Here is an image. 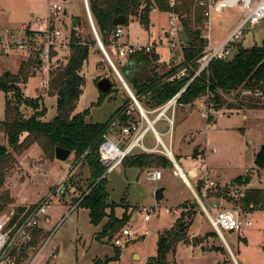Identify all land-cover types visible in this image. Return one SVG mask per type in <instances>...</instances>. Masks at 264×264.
<instances>
[{"label":"rangeland","instance_id":"rangeland-1","mask_svg":"<svg viewBox=\"0 0 264 264\" xmlns=\"http://www.w3.org/2000/svg\"><path fill=\"white\" fill-rule=\"evenodd\" d=\"M196 1L192 0L191 15L194 14ZM43 4H45V0H0V32H4L6 29H18L30 18L31 14L39 13L43 16L41 12ZM64 8L66 10V25H70L71 18H78L79 37L89 46L88 58L79 72V75L84 78V86L75 110L87 111L88 116L85 120L89 123H105L124 102L129 103L127 92L98 49L96 42L93 44L94 38L86 20L82 0H66ZM238 14L236 9H229L221 16H213L210 31L212 38L218 39L226 33L238 18ZM149 15L150 24L156 26L154 31L160 32L161 29H166L167 17L160 13L155 4H152ZM135 20H129V26L125 29L127 39H125L126 37L123 39L127 40L129 44L145 42L147 30L141 29ZM261 45H264V21L247 31L238 47L248 49ZM237 50L238 48L234 49L233 56ZM108 52L110 54L109 50ZM158 52L165 59L166 50L159 48ZM174 59L179 63L181 56L177 54ZM113 60L117 62L112 61L115 67V64L119 66L118 63L123 61L116 57ZM22 63L21 54L0 52V78L5 73L16 79L19 78ZM154 66L156 72L161 75L174 67L175 64L170 62L169 66L165 64L151 65V67ZM116 69L120 72L117 67ZM31 72L32 70L29 68L26 84L17 83V87L22 99H28L34 103L38 99L35 113H41L45 108L46 113L44 117L40 118V121L50 122L56 116V100L54 97H50V88L47 90L38 88V78L30 77ZM97 78L99 80L107 78L112 85L99 103L100 93L94 82ZM132 92L134 93L133 90ZM222 97L224 104L209 123L200 117L198 103L193 107L189 106L187 108L188 120L179 126L174 137L175 145L177 146L179 143L181 148L179 153L181 158L179 161L178 158L176 160L185 174L190 166L198 163V157L193 156L194 152L191 155L192 158L188 157V153L192 151L193 143L190 135L195 136V142L206 144V165L211 173L208 181H212L214 186L207 191L205 197L201 196L197 184L198 187L195 189L199 200L194 198L185 183L172 174L174 167L164 150L162 156L168 161L165 167L153 164L149 168V172L154 170L161 172L159 181L155 182L149 179L148 174L145 171L140 173L138 168L129 167L124 170L120 167L115 169L105 175V191L108 202L119 204L124 199L125 202L133 206L129 208L125 202H121L116 210L118 216L115 217L117 219H121L125 213L126 223L112 239L110 245L105 239H95L100 226L95 227L89 224L87 210L76 207L68 214L74 201L89 191L87 185L91 178L87 162L83 157L77 158L72 154L65 162L56 161L54 156L51 158L49 153H43L38 144L34 143L23 150H9L12 162L5 167L4 181L0 188V194H3L0 199V214L20 207L22 200H25V205L31 202L37 204L46 195L60 189L59 198L55 199L47 210L50 224L43 225L44 230L40 240L45 239L47 232L51 231L52 226L63 215H68L55 230L47 248L40 257V261L45 259L48 250L53 249L56 250V254L47 264H153L159 236L169 231L177 218L182 214L191 213L188 211L192 209L196 215L187 231L186 240L176 245L174 253L169 252L166 255V264H264V212L255 209L243 210L239 207V218H249L252 226L239 233L224 232L221 238L211 228L201 209V204H203L211 216L215 213V206L221 210L230 211L239 205L237 193L249 188L264 189V167L256 169L253 166L254 156L260 146L264 144V103L260 109H250L245 100L255 97L243 95V91L240 90H236L229 96L222 95ZM6 98L13 104L12 91L7 92ZM144 100L141 98V103H138L143 110L149 113L148 117L152 118V109L144 106ZM238 100H244V104L239 106ZM4 102L5 94L0 90V122L4 119ZM19 111L23 119H28L34 114L31 108L23 104L19 106ZM134 114L138 116L136 108ZM208 125L210 129L206 128ZM148 139H153L152 133L148 134L146 142ZM162 139L166 141V137ZM0 146L7 147L6 139L1 133ZM175 148L174 146L173 150L176 153ZM196 154L205 159L203 152ZM154 155L158 157L159 154ZM139 156V154L133 153L125 162L129 164L132 158ZM66 173H68L66 183L58 185L61 177ZM246 179L250 181L249 184L245 182ZM188 181L192 187L195 186L194 179L188 178ZM159 188L165 189V198L161 202H156L154 192ZM183 202L184 204H182ZM180 204L182 205L179 208L180 215L178 217L165 213L166 209L178 208ZM141 206L154 210L146 222L142 218L143 214L139 211ZM115 208L117 207L114 206L113 209ZM124 229L129 230L131 236L121 239L123 240L122 247H116L120 254L115 261L107 263V260L115 256L113 240L120 237V233ZM143 235L145 238L141 241L140 238ZM134 255L139 257L134 259Z\"/></svg>","mask_w":264,"mask_h":264},{"label":"trees","instance_id":"trees-1","mask_svg":"<svg viewBox=\"0 0 264 264\" xmlns=\"http://www.w3.org/2000/svg\"><path fill=\"white\" fill-rule=\"evenodd\" d=\"M176 1L179 5L173 11L185 16V20L182 22V29L189 38L188 45L183 49V62L160 75L156 72L155 66L151 67L157 59L155 55L139 54L130 57L136 64L135 71L137 73L133 75L134 79L125 77V80L131 90L134 91V97L139 103H141V98L145 99L143 103L148 109L161 106L178 93L188 83L190 77L197 69L195 61L202 46L201 31L199 29L201 11L196 9L194 14L191 15L190 6L192 0ZM140 2L141 5L139 4ZM152 4H155L160 12L170 10L166 0H88L90 14L103 46H108L109 36L115 29L112 26V20L118 16L133 17L141 28L147 30ZM71 24L77 26L79 24L78 18H71ZM93 44H95V41H93ZM88 47L87 43L83 45L79 38L73 34L71 35L68 62L64 67H59L54 72L50 81V97H54L56 100V116L50 122L40 121V118L44 117L46 113L45 108H43L41 113H35L39 102L38 99H36L35 103L28 99H22L20 90L17 87V83L26 84V80L29 77L28 69L32 65L31 62L21 64L19 78L16 79L9 74L7 76L4 74L0 78V90L5 94L4 119L0 122V133L6 139L8 147L7 149L5 146H0V188L4 181L5 167L12 162L9 150H23L36 143L42 152L49 153L51 158L54 156L56 147L69 150L77 158L83 157L90 170L91 181L88 180L89 183L87 185V190L89 191L82 194L80 199H76L72 205L78 203V207L88 211L90 225L96 227L103 220H106L95 239H105L110 244L115 235L125 225L126 215L123 213L122 218L117 219L113 209L115 205L108 202V196L105 191V176L102 177L104 168L97 160V147L101 136L106 132L107 125L117 114L124 110L127 103L122 104L102 124L88 123L85 120L88 116L87 111L74 113L84 86V78L79 75V72L88 58ZM237 48L238 50L232 59L210 63L204 72L200 73L188 84L185 91L180 95L179 102L184 105H192L197 99L204 96L208 89L214 95V108L220 110L224 104L222 95H232L236 90L252 93L258 91L263 94L262 98L249 97L245 101H247L250 109H260L261 105H263L262 103H264V45L253 46L248 49ZM186 64H190L191 67L188 71V77L179 78L171 82L166 81L178 68ZM120 74L123 77L122 70ZM98 80L99 78L95 79L94 82L96 83ZM8 91L13 92V104L6 98ZM103 96L104 94L100 93L98 103ZM131 102V99H129V103ZM237 103H240L239 106H241L244 104V100H238ZM21 104L28 106L34 111V114L28 119H23L19 111ZM122 121L126 123L127 118L123 116ZM193 156H196V151H194ZM127 159L124 160V165L138 169H143L153 164L165 167L166 162H168L163 157L147 155L134 157L129 164L125 162ZM245 182L249 184L250 181L246 179ZM2 197L3 194H0V199ZM239 206L243 210L255 209L264 212V189H245L244 196L239 201ZM178 208H181V205ZM107 210L109 211L108 213ZM17 211H21V208H17ZM188 212L191 213L182 214L176 219L174 226L169 231L159 236L153 264H166V255L169 252L174 253L178 243L185 242L187 231L196 215V212L192 209ZM114 249L115 256L107 260V263L115 261L120 254L116 247Z\"/></svg>","mask_w":264,"mask_h":264},{"label":"built area","instance_id":"built-area-1","mask_svg":"<svg viewBox=\"0 0 264 264\" xmlns=\"http://www.w3.org/2000/svg\"><path fill=\"white\" fill-rule=\"evenodd\" d=\"M166 1L170 10L164 12L167 17V24L162 40H152L146 44H129L123 40L125 26H116L109 36L108 46L104 47L91 17L88 0H82L86 20L91 29L94 41L104 58H107L113 65L109 57L110 54L122 60H128L134 55L146 54L157 57L153 64H165L169 66V63L173 62L175 64L174 67L179 66L183 62L182 53L184 47H186L180 40V31L183 30L182 22L185 20V16L173 11L179 5L176 0ZM65 2L63 0H45L44 16H30L18 29H6L4 32H0V52L19 53L22 55L23 63L31 62L30 69L32 72L30 73V77L36 76L38 78V88L40 89H49L54 72L60 66L64 67L67 64L70 53L71 35L73 34L79 38L83 45L85 44V41L79 37V26H73L71 20L69 26L65 23ZM196 9L201 11V24L199 28L201 31L200 38L202 40L200 53L195 61L197 69L194 71L192 77H190L188 83L178 93L161 106L152 109V118L148 117L149 113H145L134 95L132 94L133 98H131L124 88L132 101L133 107L124 109L117 114L107 125L106 132L101 136L97 147V160L104 168L102 177L121 167L124 160L136 149H141L144 138L148 133H152L155 136V123L164 120L168 124H172V119L167 118L169 112L174 114L175 111L184 109L185 106L193 107L198 103L200 117L209 123L219 111L214 108V95L208 89L205 95L197 99L192 105L180 103L179 97L185 91L188 84L199 76L200 73L204 72L210 63L231 59L234 49L238 47L244 34L264 21V0H197L194 4V10ZM229 9H236L239 13L238 18L226 33L218 39H213L210 33L212 17L221 16ZM129 20H135V18L130 17ZM159 48L166 50L167 56L165 59L156 53ZM177 54L181 56L179 63L174 59ZM190 69V64L181 66L166 81L171 82L179 78H186L188 77V71ZM120 83L122 84L121 81ZM243 95L253 96L255 98H262L263 96L258 91L253 93L243 91ZM135 108L138 110V116L136 118L132 117ZM123 116L127 118L126 123L122 121ZM206 128L210 129L209 125ZM111 134L115 135L116 141L110 138ZM164 151L167 152L166 150ZM197 161L198 163L196 165L189 167L186 174L182 169L174 166L173 175L182 180L185 185V180H187L186 186L188 188H190L188 178L194 179L195 188L198 187V184L201 196L205 197L207 191L214 184L212 181H208L211 173L208 171L205 159L199 156ZM67 174L61 177L58 185L66 183ZM148 178L153 181H159L161 179V172L159 170L150 171L148 172ZM192 193L194 198L199 200L198 196L194 192ZM60 194V189H56L34 206H26L24 202H21V211H17V208H19L17 207L0 214V264H47L52 260L56 254L54 250H48L43 261H40V257L63 219L78 207V203L71 205L68 214L63 215L52 226L51 231L49 233L47 232L45 239L41 241L40 237L44 230L43 225L50 224V217L47 210L51 207V203L59 198ZM243 196L244 191L237 193L238 201ZM239 207L238 205L233 210L227 211L215 206V213L211 216L203 204H201L202 212L207 217L209 225L221 238L224 232L239 233L246 231V229L252 226L249 218H239ZM139 211L143 214L142 218L145 222L149 220L150 214L154 212L153 208L146 206H141ZM165 213L172 214L176 217L180 215L179 208L166 209ZM130 236L131 232L124 229L121 231L120 237H116L113 240L114 246L122 247L123 240L121 239H127Z\"/></svg>","mask_w":264,"mask_h":264},{"label":"crops","instance_id":"crops-1","mask_svg":"<svg viewBox=\"0 0 264 264\" xmlns=\"http://www.w3.org/2000/svg\"><path fill=\"white\" fill-rule=\"evenodd\" d=\"M42 13H43V16H44V14H45V4H43V10L41 11ZM40 12V13H41ZM160 13H163V14H165L164 12H160ZM34 15H37V16H42V14H39V13H36V14H31L30 16H34ZM166 15V14H165ZM133 21V20H132ZM135 22L136 23H138L137 22V20H135ZM234 24V23H233ZM129 26V23H127V26H125V29L127 28ZM140 28H141V26H140ZM231 28V27H230ZM142 29V28H141ZM156 29V26L154 25V24H150V15H149V27H148V29H147V32H146V38H145V42L144 43H141V44H146V43H148V42H150V41H152V40H162L163 39V34H164V31H165V29H161V31L160 32H158V31H154ZM126 35V36H125ZM124 37H126L125 39H127V33H126V31L124 30ZM123 37V38H124ZM125 39H123L125 42H127V40H125ZM158 55H160V53L157 51L156 52ZM160 57H162V55H160ZM110 58H111V61H113L114 63H117V62H115V60H113V59H115V56H113V55H111L110 54ZM117 58V57H116ZM128 62H132L133 63V65H134V70H131V71H129L128 73H127V75H126V78H135L133 75L135 74V73H137L135 70V67H136V64H135V62L133 61V60H131V59H128V60H123V61H121V63H118V65L119 66H117V64H115L116 65V67L119 69V71H121L122 70V67L126 64V63H128ZM114 65V64H113ZM115 67V66H114ZM115 67V68H116ZM123 77H124V82H126V80H125V76H124V74H123ZM126 84H127V82H126ZM128 85V84H127ZM128 87H129V85H128ZM129 89H130V91H131V93L133 94V92H132V90H131V88L129 87ZM126 92V91H125ZM134 95V94H133ZM127 96H128V98L130 99V97H129V95H128V93H127ZM125 103V102H124ZM140 105V104H139ZM129 107H133V105H132V102L131 103H128V104H126L125 105V108L124 109H127V108H129ZM189 106H185V108L184 109H181V110H177V111H175L174 112V114H171L170 112L167 114V118H171L172 119V124H168L166 121H159V122H157V123H155L154 124V129H155V132H156V134H155V136L153 135V139H148L147 140V142H146V138H147V136H148V134L145 136V138H144V142H143V145H142V148L141 149H136L133 153H136V154H139V155H147V156H155L154 154H159V155H157L158 157H163L162 156V154H163V150H166V151H168V153H169V160L172 162V165H173V167L175 166V164L179 167V165H178V161H179V159L181 158V156H179L180 154V151H181V148H180V144L179 143H177V146L175 145V143H174V137H175V135H176V132H177V130H178V128H179V126H181V125H183V124H185L186 122H187V120H188V110H187V108H188ZM76 109V108H75ZM145 111V110H144ZM74 113H81V112H79V111H77V110H75L74 111ZM145 113H146V111H145ZM132 117H137L135 114H134V112H133V114H132ZM89 123V122H88ZM98 124H100V123H98ZM102 124V123H101ZM163 137H166V141H164L162 138ZM110 138L113 140V141H116L117 139H116V137H115V135L113 134H111V136H110ZM179 139V138H178ZM190 139H191V141L193 142L192 143V151H190L189 153H188V157L190 158L191 157V155H192V153L194 152V151H196V153L197 152H203V156L205 157V162H206V144H204V145H202L200 142H195V136L192 134V135H190ZM183 140V139H182ZM182 141L180 140V143H181ZM189 145V144H188ZM174 146L176 147L175 149H176V153L174 152ZM132 153V154H133ZM161 154V155H160ZM199 156H201V155H199V154H196V156H194V157H199ZM164 158V157H163ZM176 158H178V161L176 160ZM192 158V157H191ZM194 159V158H193ZM152 166V165H151ZM151 166H148V167H145V168H143V169H138L139 171H140V173H142V172H146L147 174H148V172H149V168L151 167ZM124 170H126V168H129V166H126V165H122L121 166ZM120 168V167H119ZM175 168V167H174ZM174 168H173V170H172V174H173V171H174ZM180 168V167H179ZM118 169V168H117ZM181 169V168H180ZM156 182V181H155ZM105 183H106V176H105ZM188 183L190 184V182L188 181ZM190 188H191V192H194V194H196L197 195V193H196V189H195V186L194 187H192V185L190 184ZM189 188V189H190ZM194 196V195H193ZM164 198H165V192H164ZM188 201V200H187ZM187 201H185V202H187ZM21 202H24V204H25V200H22ZM121 202H125V200L124 199H122L120 202H119V204H115V203H112L111 202V204H114L117 208H115L114 209V212H115V216L117 217L118 215H117V213H116V210L119 208V206L121 205ZM110 203V202H109ZM36 204V202H31V203H29V204H27L26 206H34ZM125 204H127V206L130 208V206H133V205H130L128 202H125ZM182 204H184V202L182 203ZM182 204H180V205H182ZM179 205V206H180ZM136 207V206H135ZM178 207V206H177ZM109 211L107 210V213H108ZM105 221L106 220H104L103 221V223H101L100 225H98V226H100V229H101V226L105 223ZM99 232H100V230H99ZM98 232V233H99ZM53 250V249H52ZM55 252H56V250H54ZM138 256V255H137ZM139 257V256H138Z\"/></svg>","mask_w":264,"mask_h":264},{"label":"water","instance_id":"water-1","mask_svg":"<svg viewBox=\"0 0 264 264\" xmlns=\"http://www.w3.org/2000/svg\"><path fill=\"white\" fill-rule=\"evenodd\" d=\"M66 1V0H63ZM141 5V2L139 3ZM130 19V18H129ZM127 17L125 16H118L116 18H114L112 20V26L116 27V26H125L129 20ZM96 37V36H95ZM97 39V38H96ZM180 40L181 43L185 46L188 45L189 43V38L187 37L186 33L184 30L180 31ZM107 61L108 59L105 58ZM111 69L117 74V76L119 77L120 81L122 82L123 87L127 90V92L129 93V95L132 97V93L130 91V89L128 88L126 82H124L123 77L119 74V72L117 71V69H115V67L108 61ZM131 70H134V65L132 62H128L126 63L123 67H122V72L124 74V76L126 77L127 73ZM8 73H5V76H7ZM112 85L111 82L107 79V78H103L100 79L96 82V88L98 90L99 93L101 94H105L107 93L110 89H111ZM134 100V99H133ZM71 153L69 150L60 148V147H56L54 149V159L56 161L59 162H65L68 160V158L70 157ZM253 166L256 169H261L264 166V144H262L260 146V148L258 149L257 153L254 156V161H253ZM164 192L165 189L164 188H159L154 192V200L156 202H161L164 199ZM145 238V235H143L140 239L141 241H143ZM201 250H203V248L201 247ZM138 256L134 255V259H137Z\"/></svg>","mask_w":264,"mask_h":264},{"label":"bare ground","instance_id":"bare-ground-1","mask_svg":"<svg viewBox=\"0 0 264 264\" xmlns=\"http://www.w3.org/2000/svg\"><path fill=\"white\" fill-rule=\"evenodd\" d=\"M107 63H108V62H107ZM108 64H109V63H108ZM109 66H110V65H109ZM114 73H115V72H114ZM115 75L117 76L116 73H115ZM117 78H118V76H117ZM166 153H167L168 156H170L169 153H168V151H167ZM175 166L178 167L176 164H175ZM185 182H186V185H187V180H185Z\"/></svg>","mask_w":264,"mask_h":264}]
</instances>
